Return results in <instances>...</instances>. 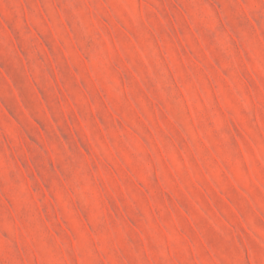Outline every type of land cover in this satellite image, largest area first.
<instances>
[{"label":"rangeland","instance_id":"obj_1","mask_svg":"<svg viewBox=\"0 0 264 264\" xmlns=\"http://www.w3.org/2000/svg\"><path fill=\"white\" fill-rule=\"evenodd\" d=\"M0 264H264V0H0Z\"/></svg>","mask_w":264,"mask_h":264}]
</instances>
